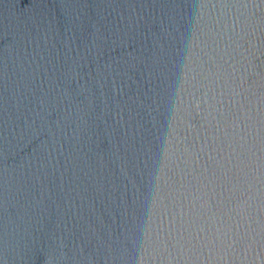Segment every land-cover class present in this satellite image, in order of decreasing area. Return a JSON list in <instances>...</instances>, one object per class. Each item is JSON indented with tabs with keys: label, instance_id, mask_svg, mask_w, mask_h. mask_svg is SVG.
<instances>
[{
	"label": "clouds",
	"instance_id": "1",
	"mask_svg": "<svg viewBox=\"0 0 264 264\" xmlns=\"http://www.w3.org/2000/svg\"><path fill=\"white\" fill-rule=\"evenodd\" d=\"M37 6L43 15L3 48L0 264H29L36 248L45 264H264V0L66 3L63 37L55 7ZM106 49L123 52L85 80L86 55ZM109 113L110 148L94 166L113 170L119 195L110 223L97 216L76 235L81 207L93 208L81 177L106 195L85 137ZM38 126L49 138L20 156ZM51 178L65 193L54 220ZM24 182L38 194L22 204Z\"/></svg>",
	"mask_w": 264,
	"mask_h": 264
},
{
	"label": "water",
	"instance_id": "2",
	"mask_svg": "<svg viewBox=\"0 0 264 264\" xmlns=\"http://www.w3.org/2000/svg\"><path fill=\"white\" fill-rule=\"evenodd\" d=\"M101 0H0V135L3 134L4 121L6 118L5 111V89L2 78V68H3V48L8 44L13 42L15 32H23L26 27H33L32 20L39 18L43 15V9L37 6V4H43L48 6L55 7L56 13V25L59 29L61 37L65 35L68 28L72 26L71 20L68 16L65 15V11L60 5L62 4H84L93 5L94 3H100ZM47 11V9H44ZM89 8V12H91ZM34 30V28H33ZM75 32V39L73 40V54L85 53L86 51V40L87 35L90 29L87 28V20H85V31L79 32L73 29ZM62 47V45H61ZM131 51V49H129ZM123 49H117L116 51H111L106 49L104 55L99 60H94L91 55H86L85 67L82 70V73L85 76V80H90L97 75L96 69L99 65L101 70H103V64L110 57L121 55ZM50 55L54 58L55 52L52 51ZM91 73V76L88 75ZM73 89H76V84L72 85ZM135 88L130 90V94H134ZM82 98V97H81ZM109 103H111V97L109 93ZM121 103H124L121 100ZM103 108V101L97 96L96 99V114L98 115ZM50 119H55V116L50 117ZM107 120L111 122V114L96 119L93 117V135L91 137V142H89L88 137H85V151H88V147H91V151H88V161L89 166L93 167L97 176L104 178L106 181V195L100 196L93 189H91L88 181V177L82 176L80 181V186L83 189H86L84 195L93 202V208H88L86 205L81 207L80 210V219L75 220V232L76 235H79L80 230L86 226L87 223H95L96 217L101 216L105 221L111 222L110 209H112L111 199L109 194L112 196H118L119 190L116 192H111L109 185L111 184L112 169H95L94 162L95 156L99 152L107 151L110 148L108 139L105 137L102 139L105 130L104 121ZM39 135L31 138V143L27 142V139L21 143L22 151L20 156L28 155L32 152L33 149L37 148L39 144L49 138V134L46 129H39ZM27 144V147L24 145ZM49 187L56 192L55 178H51L48 181ZM38 194V189L33 188L27 182H24V186L21 190L20 195L22 196L21 203L24 204L27 201H30L33 195ZM65 198V193L56 192L55 199L49 201L47 204L48 215L52 220L55 219L57 206H62ZM19 212L23 214V209H19ZM26 219H31L32 222H35L39 219V216L36 213H30L29 217ZM54 225L50 221L49 227ZM3 229V215L0 213V232ZM46 239V238H45ZM25 255L31 257L29 264H45L46 256L44 251L40 248L36 249H25Z\"/></svg>",
	"mask_w": 264,
	"mask_h": 264
}]
</instances>
